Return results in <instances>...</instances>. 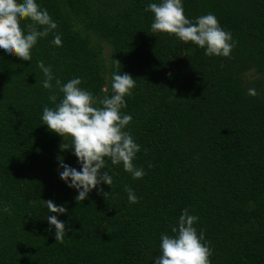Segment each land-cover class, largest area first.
<instances>
[{
    "label": "trees",
    "instance_id": "1",
    "mask_svg": "<svg viewBox=\"0 0 264 264\" xmlns=\"http://www.w3.org/2000/svg\"><path fill=\"white\" fill-rule=\"evenodd\" d=\"M36 2L58 27L38 40L31 61L0 49V264H155L161 234L175 235L185 208L199 217L211 264H264V0H182L193 22L212 13L231 32V58L152 32L146 9L162 0ZM57 34L62 46L52 43ZM114 60L136 79L122 112L132 116L125 130L146 175L133 179L106 158L113 184L99 187L110 195L98 187L78 202L58 157L81 165L43 124L44 107L55 105L37 62L62 83L80 78L95 96L107 86L110 97ZM47 200L67 209L53 214L65 223L63 243Z\"/></svg>",
    "mask_w": 264,
    "mask_h": 264
},
{
    "label": "clouds",
    "instance_id": "2",
    "mask_svg": "<svg viewBox=\"0 0 264 264\" xmlns=\"http://www.w3.org/2000/svg\"><path fill=\"white\" fill-rule=\"evenodd\" d=\"M146 11L154 14L151 31L175 35L179 40L192 42L205 49L207 56H223L231 58L235 47L230 31L224 30L218 18L209 13L196 18L195 22L186 17L182 0H162L161 3H150ZM23 21H31L22 26ZM58 27L46 9H41L36 0H0V49L7 54L19 57L24 61L32 60V49L40 38L47 37ZM42 29V30H41ZM52 43L62 46L59 34L55 35ZM45 79L43 87L50 91L48 99L55 107L45 106L42 114L43 124L48 129L64 138L61 150H73L78 158L81 170L64 163V157H58L63 169L59 175L68 186L78 191L76 200L84 201L89 193L102 184L112 186L113 178L107 171L106 158L113 165L122 163L126 172L133 179H141L146 173L143 167H137L134 160L141 147L135 142L126 127L131 123L132 116L122 112L127 107L125 97L133 94L136 79L131 74L121 73L119 60H114L116 71L112 75V95H107L105 86L102 97L80 87V78L62 83L55 78L51 65L43 61L37 62ZM62 93L58 96L53 91L52 81ZM249 95L256 96L255 89H249ZM70 140V143H69ZM151 164H149V168ZM99 191L106 198L102 187ZM130 203H138L139 199L131 187H125ZM51 215L47 217L50 225L55 227L56 241L63 243L66 235L65 223L53 214H65L64 206H57L52 200L44 201ZM4 212L11 213L5 206ZM199 217L189 214L185 208L178 218L177 226L172 227L174 236L161 234V254L155 258V264H211L213 250L210 244L204 242V233H198L194 226Z\"/></svg>",
    "mask_w": 264,
    "mask_h": 264
},
{
    "label": "rangeland",
    "instance_id": "3",
    "mask_svg": "<svg viewBox=\"0 0 264 264\" xmlns=\"http://www.w3.org/2000/svg\"><path fill=\"white\" fill-rule=\"evenodd\" d=\"M109 50L107 49V52H108Z\"/></svg>",
    "mask_w": 264,
    "mask_h": 264
}]
</instances>
